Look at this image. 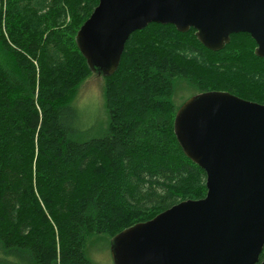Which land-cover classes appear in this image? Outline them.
I'll use <instances>...</instances> for the list:
<instances>
[{"label":"trees","instance_id":"1","mask_svg":"<svg viewBox=\"0 0 264 264\" xmlns=\"http://www.w3.org/2000/svg\"><path fill=\"white\" fill-rule=\"evenodd\" d=\"M98 3L0 0V264H95L89 237L111 243L206 196V172L174 131L179 79L264 104V57L249 33L213 51L193 28L150 23L103 77L104 110L88 116L65 98L94 74L75 37Z\"/></svg>","mask_w":264,"mask_h":264},{"label":"water","instance_id":"2","mask_svg":"<svg viewBox=\"0 0 264 264\" xmlns=\"http://www.w3.org/2000/svg\"><path fill=\"white\" fill-rule=\"evenodd\" d=\"M150 23L196 30L219 51L234 33L264 57V0H99L75 40L102 77L119 67L125 45ZM174 131L207 175L206 196L183 200L111 238L114 264H256L264 251V104L207 91L178 108ZM260 264H264V258Z\"/></svg>","mask_w":264,"mask_h":264},{"label":"rangeland","instance_id":"3","mask_svg":"<svg viewBox=\"0 0 264 264\" xmlns=\"http://www.w3.org/2000/svg\"><path fill=\"white\" fill-rule=\"evenodd\" d=\"M175 90L176 103H182L185 99L198 93L196 88L185 81L178 80ZM104 86L105 80L97 74H90L76 88L66 96L67 102H73L84 109V112L93 117L104 110ZM89 257L95 264H114L110 240L104 235H93L86 242Z\"/></svg>","mask_w":264,"mask_h":264}]
</instances>
